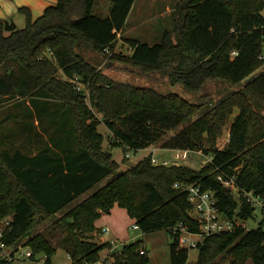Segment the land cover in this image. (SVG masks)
<instances>
[{"label": "trees", "instance_id": "16d2710c", "mask_svg": "<svg viewBox=\"0 0 264 264\" xmlns=\"http://www.w3.org/2000/svg\"><path fill=\"white\" fill-rule=\"evenodd\" d=\"M96 1L55 0L34 20L20 7L25 27L11 32L0 19V105L41 101L39 107L64 109L71 124L67 130L62 123L41 121L42 128L46 123L56 128L58 136L47 138L60 144L59 152L53 145L33 155L0 146V226L9 222L2 240L10 248L25 240L22 247L29 249L31 261L44 256L50 264L62 250L71 264L95 263L100 252L111 248L93 239L95 222L117 206L142 233L165 230L171 241L169 264H186L189 249L172 231L182 224L197 232L198 225L188 214L182 186L211 191L229 220L253 217L255 207L243 192L264 199V70L213 105L210 93L212 84L233 87L264 65V1L180 0L172 31H164L152 45L119 36L135 0H105L111 3L105 18L92 13ZM118 38L128 45L127 56L114 54ZM108 55L129 71L128 80H115L101 67ZM234 112L228 141L219 148L221 127ZM19 117L0 120V127ZM101 123L110 135L109 149L137 152L162 141L163 149L200 150L210 160L198 170L154 166L149 154L118 172L119 163L103 149ZM25 132L16 139L23 140ZM218 176L235 177L237 193L227 191ZM53 217L45 230L34 233ZM140 249L137 241L110 256L115 264H146V251L140 254ZM197 252L194 264H219L224 255L229 264H264V230L261 225L238 227L213 235ZM0 264L12 261L1 257Z\"/></svg>", "mask_w": 264, "mask_h": 264}, {"label": "rangeland", "instance_id": "374dc122", "mask_svg": "<svg viewBox=\"0 0 264 264\" xmlns=\"http://www.w3.org/2000/svg\"><path fill=\"white\" fill-rule=\"evenodd\" d=\"M180 0H151V5L148 6L146 4V10L144 11L145 17L144 19L147 21L148 25L151 29H134L131 25L132 22V13L129 17V19L126 22V28L124 29V32L122 34L125 38H131V39H138L142 43H148L150 45L157 43L160 41L162 33L164 31H172L173 25H172V14L176 10V6L179 3ZM264 1V0H263ZM111 3L105 0H97L94 3L92 13L96 16H99L101 18H105L109 13ZM261 14L264 16V8L261 11ZM14 20L13 23L16 25V29H22L25 27V17L21 14L16 15L14 18L10 19ZM114 54L120 55V56H127L129 53L128 45L125 43V41L122 38H118L116 41V45L113 50ZM261 54L264 57V41L262 43V50ZM110 55L108 57L104 58L102 61V66L104 67L107 73L114 78L115 80H128L129 77H131V74L129 71L123 69L120 60L113 61L109 59ZM264 70V65L257 69L255 72L251 74L248 78L244 79L241 83L233 86L228 87L224 84L218 83L215 84V86L212 84V88H210V93L213 96L212 105L215 104L216 101L221 99L223 96L228 95L229 93L233 92L236 89H239L242 87L245 83L250 81L252 78L257 76L261 71ZM59 77L62 78V75L59 74ZM65 78V77H63ZM159 82L156 81L155 84H158ZM77 87H81V84L79 82H76ZM41 102V101H38ZM31 101H25V102H19L18 100H11L8 102H4L0 105V120L6 118V117H15L19 115L20 117L18 119H13L11 122L6 123L2 127H0V146L2 148H18L27 151L28 153H34L37 152L40 148L46 146V145H53V149L56 152H59V145L60 144H53L49 142H35L36 140L26 142L27 140L22 141V137L20 139H16L17 136H19L18 133L20 131L25 130L30 133L38 130L41 127V121H55L56 124L59 126V124H63L64 127L69 130V127H71L70 119L65 112L64 109L56 110L57 107H39L40 103ZM57 104V103H56ZM209 106H205L202 108L201 111H199L197 114L200 115L204 111L207 110ZM95 113V111H93ZM235 113L231 115L224 126L221 127V133L218 135V139L216 142V146L222 148L228 140V129H229V123L231 119L233 118ZM96 116L98 120H102L101 115L96 113ZM197 116V115H196ZM195 118V117H194ZM193 118V119H194ZM40 121L38 124L39 126H36V122ZM188 123H184L177 127L174 130L169 131L165 137L162 139L165 140L166 138H169L170 136H173L177 132H179L182 128L187 126ZM65 128V129H66ZM98 132L104 136V142H103V149L106 151H109L112 155V158L119 163V171H124L138 163L140 159L143 157L152 154V157L159 162L162 160H170L171 155H173V152L167 149H163L161 147V142H158L156 144L151 145L149 148L138 150L137 152L127 151L124 153L122 148H112L109 149L108 144V137L109 132L104 127V125L101 123L98 126ZM66 131V130H65ZM16 139V140H15ZM34 139V137H32ZM66 146L70 145V143L64 144ZM126 154V157L124 155ZM126 158V159H124ZM209 156L205 155L203 151L200 150H194V151H188L187 153V159L186 160H176L173 161L174 164L177 165H184L188 166L190 168L198 170L200 167H202L208 160ZM124 159V161H123ZM105 182V181H104ZM103 182V183H104ZM93 192V190H91ZM90 192V193H91ZM235 194V193H234ZM121 214H118L116 217V221L118 223V228L121 231L122 235L120 238H115L112 236H107L108 239L112 240V242H115L114 249L110 248L111 251H120L121 248L124 245H129L135 242H140L142 249L146 251V257H147V263L146 264H169L170 263V238L169 235L165 230H156L149 233H142L139 228H133L134 221L132 219L127 218L126 213H124V210L121 209ZM55 217L45 221L42 223L34 233L43 231L46 229V227L52 222V220ZM246 222V229H256L259 225H261L262 229L264 230V213L261 212L258 209H255L253 213V217L248 219ZM262 222V223H261ZM261 223V224H260ZM104 235V234H103ZM97 234L94 235V238L96 240ZM25 240H22L19 245H22ZM110 242V241H109ZM148 244H150L149 250ZM6 252H0V258L3 255L9 254L12 251V248L6 249ZM29 249L22 247L19 249L18 259H14L12 264H48L45 263V257L44 256H37L35 260L31 261L28 256ZM20 253H24L25 256H20ZM28 253V254H27ZM112 253V252H111ZM109 250H103L99 253V260L95 263H86V264H115L114 259ZM197 248H190L189 254H188V260L186 264H194L197 258ZM15 255V256H16ZM230 257L225 256L222 258H218L219 264H229ZM51 264H71V261L68 257V255L62 251L57 250V252L52 256Z\"/></svg>", "mask_w": 264, "mask_h": 264}, {"label": "built area", "instance_id": "2783aa9c", "mask_svg": "<svg viewBox=\"0 0 264 264\" xmlns=\"http://www.w3.org/2000/svg\"><path fill=\"white\" fill-rule=\"evenodd\" d=\"M236 55V52H232V56ZM261 59H264L262 56ZM76 85V80L73 81ZM80 88V87H78ZM173 155H171L170 160H162L158 163L153 157L151 159V163L154 166H170L173 165L176 160H186L188 151L181 150H171ZM210 160V157L207 161ZM217 180L221 183V185L229 192L237 193L238 188L235 184V177H231L228 179H223L221 176H218ZM175 188H179L180 185L175 184ZM182 189L187 193V200L190 204L189 216L197 222L198 230L197 232H191L187 229L186 226L179 224L178 227L173 229V233L178 235L179 245L185 247L187 249L197 248L199 244L203 242V240L207 237L230 232L235 228L241 227L246 229V222L241 220H229L226 219L223 214L217 208V201L211 191H204L199 186L189 185L182 186ZM242 197L255 207V209L260 210L264 213V199L258 195H255L251 192H243ZM9 222L4 220L0 226V252H6L7 247L2 240L4 235V228L7 227ZM133 228H138L136 225H133ZM103 232H107V229L102 230ZM110 247L114 249L115 242H109ZM22 248V245H18L16 248H12V251L2 257L6 258L8 261H14V259H18L19 249ZM144 249H140V254H143ZM28 254V253H27ZM16 255V256H15ZM20 256H25L24 253H20ZM30 252L28 254L29 257ZM46 263V261H45Z\"/></svg>", "mask_w": 264, "mask_h": 264}, {"label": "crops", "instance_id": "0c3cea01", "mask_svg": "<svg viewBox=\"0 0 264 264\" xmlns=\"http://www.w3.org/2000/svg\"><path fill=\"white\" fill-rule=\"evenodd\" d=\"M53 4H55V0H0V19L10 20L19 14L18 8L25 7L29 10L30 15H31V19L34 20L43 13V11L46 7L53 5ZM146 4H148V6L151 5V0H135L134 1L132 9L130 10L129 15L127 17V20H128L131 13H132L133 18H132V22H131L132 25L131 26L134 29H139V30H142L144 28L149 29V30L151 29L150 26L144 27V25H148V23H149V22L147 23V21L144 19L145 13H146V12L144 13V11L146 10ZM127 20H126V22H127ZM126 25L127 24H125V26H124L122 32L119 34V36L123 37L122 34L124 32V29L127 27ZM230 123H231V121H230ZM230 123H229V125H230ZM35 125L39 126V124H35ZM55 130H56V128L54 127V125L46 123L43 125V128H39L38 130H36L32 133L25 132L24 134H22V136H23V140H27L26 142L36 140L35 142H44L45 141V142H49V143H54L55 139H53V142H50L47 137H49V134H52L53 136L54 135L58 136V133H56ZM32 137H34V139H32ZM34 153H29V154L33 155ZM90 192L91 191H89L87 194H89ZM87 194L83 195V198L86 197ZM121 209L122 208L114 206L112 208L110 214L102 215L95 222V227L98 231L95 232V234H93V237H94V235L97 234L96 240L94 239L96 242H99V243L100 242H109V241L112 242V240L108 239L107 236H112L115 238H117V237L120 238L122 236V235H120L121 231L119 230V228H118L119 226H118V223L116 221L117 215L122 213ZM122 210H124V209H122ZM124 213H126L125 210H124ZM127 218H128V216H127ZM105 229H107V232L102 231ZM147 246H148L147 249L149 250L150 244H148ZM109 252H111V250Z\"/></svg>", "mask_w": 264, "mask_h": 264}, {"label": "water", "instance_id": "95a60500", "mask_svg": "<svg viewBox=\"0 0 264 264\" xmlns=\"http://www.w3.org/2000/svg\"><path fill=\"white\" fill-rule=\"evenodd\" d=\"M4 30L6 32H11L16 29V25L11 20H3ZM120 264H129L127 261H121Z\"/></svg>", "mask_w": 264, "mask_h": 264}]
</instances>
